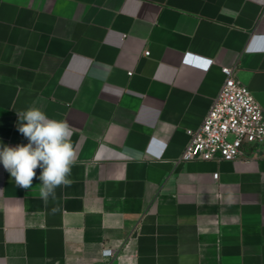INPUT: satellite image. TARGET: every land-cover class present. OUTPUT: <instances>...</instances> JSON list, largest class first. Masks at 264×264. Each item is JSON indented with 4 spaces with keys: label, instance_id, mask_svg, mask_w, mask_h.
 I'll return each instance as SVG.
<instances>
[{
    "label": "crops",
    "instance_id": "crops-1",
    "mask_svg": "<svg viewBox=\"0 0 264 264\" xmlns=\"http://www.w3.org/2000/svg\"><path fill=\"white\" fill-rule=\"evenodd\" d=\"M234 66L264 111V0H0V145L38 107L78 154L47 204L0 163V264H264V148L177 163Z\"/></svg>",
    "mask_w": 264,
    "mask_h": 264
},
{
    "label": "built area",
    "instance_id": "built-area-1",
    "mask_svg": "<svg viewBox=\"0 0 264 264\" xmlns=\"http://www.w3.org/2000/svg\"><path fill=\"white\" fill-rule=\"evenodd\" d=\"M150 52L146 51L145 56ZM225 81L203 123L188 130L189 143L177 163L246 159L247 147L264 148V111L250 89L237 78L238 67H223ZM130 75L132 73H129ZM219 173L214 174L218 179ZM137 226L129 236L136 234ZM117 251L104 247V264H114Z\"/></svg>",
    "mask_w": 264,
    "mask_h": 264
},
{
    "label": "clouds",
    "instance_id": "clouds-1",
    "mask_svg": "<svg viewBox=\"0 0 264 264\" xmlns=\"http://www.w3.org/2000/svg\"><path fill=\"white\" fill-rule=\"evenodd\" d=\"M18 117V131L28 143L15 147L0 145V163L14 178L16 186L23 189L32 187L36 170L41 169L40 197L45 204L50 198L55 201L57 188H67L73 183L72 168L78 159L71 140L73 128L66 120L49 118L38 107L19 111Z\"/></svg>",
    "mask_w": 264,
    "mask_h": 264
}]
</instances>
